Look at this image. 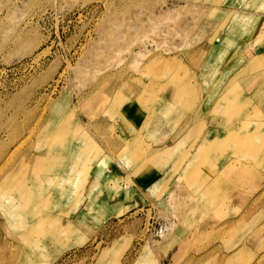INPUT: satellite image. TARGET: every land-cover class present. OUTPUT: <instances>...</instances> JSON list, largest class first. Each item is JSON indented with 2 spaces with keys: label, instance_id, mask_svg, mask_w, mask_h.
<instances>
[{
  "label": "rangeland",
  "instance_id": "rangeland-1",
  "mask_svg": "<svg viewBox=\"0 0 264 264\" xmlns=\"http://www.w3.org/2000/svg\"><path fill=\"white\" fill-rule=\"evenodd\" d=\"M0 264H264V0H0Z\"/></svg>",
  "mask_w": 264,
  "mask_h": 264
},
{
  "label": "bare ground",
  "instance_id": "bare-ground-1",
  "mask_svg": "<svg viewBox=\"0 0 264 264\" xmlns=\"http://www.w3.org/2000/svg\"><path fill=\"white\" fill-rule=\"evenodd\" d=\"M257 1V0H256ZM257 40V39H256ZM22 145V144H21ZM19 147H20V145H19ZM208 146H205V147H203V148H207ZM209 148V147H208ZM15 150V149H14ZM18 150V149H17ZM11 155V154H10ZM43 156H45L46 158H47V155L46 154H44ZM33 157V156H32ZM35 158H37V162H39L40 160H44L45 158L44 157H42L41 159H39L40 158V155H36V157ZM73 158V157H72ZM11 159V158H10ZM75 159H76V157H75ZM31 160L33 161V158H31ZM78 160V159H77ZM79 161V160H78ZM78 161H77V164H78ZM6 164V163H5ZM77 165H76V161L74 160V162L71 164V167H70V171H69V173L70 174H74L75 173V167H76ZM3 167V166H2ZM34 170V169H33ZM24 171V170H23ZM68 173V172H67ZM39 176V175H38ZM71 176V175H70ZM19 183V182H18ZM20 183L21 184H23L22 185V190H19L18 189V187H17V184L15 185V188H14V190H17V191H20V194L23 196V198L25 197V194L27 193V187H25V185H24V183L23 182H21L20 181ZM91 196V195H90ZM257 199V198H256ZM48 203V202H47ZM91 209V208H90ZM43 216H44V219H43V222H42V224L44 225V224H46V223H50V224H52V223H55L56 224V222H57V220H59L58 219V217L57 216H55V218H53V216L52 215H49V214H43ZM59 222V221H58ZM71 228V227H70ZM73 229V228H72ZM4 247V246H3Z\"/></svg>",
  "mask_w": 264,
  "mask_h": 264
},
{
  "label": "crops",
  "instance_id": "crops-1",
  "mask_svg": "<svg viewBox=\"0 0 264 264\" xmlns=\"http://www.w3.org/2000/svg\"><path fill=\"white\" fill-rule=\"evenodd\" d=\"M257 15L256 14H253V18H255Z\"/></svg>",
  "mask_w": 264,
  "mask_h": 264
}]
</instances>
